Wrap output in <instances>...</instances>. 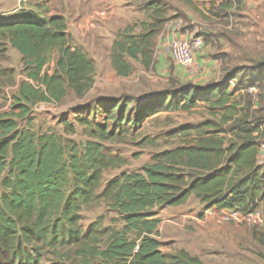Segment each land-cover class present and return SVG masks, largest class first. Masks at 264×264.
Wrapping results in <instances>:
<instances>
[{
    "label": "trees",
    "instance_id": "obj_1",
    "mask_svg": "<svg viewBox=\"0 0 264 264\" xmlns=\"http://www.w3.org/2000/svg\"><path fill=\"white\" fill-rule=\"evenodd\" d=\"M178 1L198 10L194 0ZM232 5L231 0L213 2L209 12H227ZM146 10L150 22L142 23L141 33L133 34L128 27L112 43L110 64L119 76L132 71L126 57L145 67L151 63L153 40L168 15L158 0H147ZM4 44L21 55L24 79L8 108L0 111V264H55L46 257L60 255L58 247L66 240L77 246L83 264L90 258L103 264H203L184 250L160 249L155 238L160 220L152 210L182 205L191 195L206 207L241 213L253 212L264 201V164L256 163L258 143L264 140V106L255 105L257 92L245 90L264 86L262 69L239 76L234 70L220 84L187 85L152 99V110L143 109L141 118L126 122L137 125L157 110L189 109L200 101L219 115L212 113V120L182 128L177 146L153 155L140 171L121 173L97 193L104 171L122 163L119 158L108 156L97 141L81 147L20 125L36 103H60L69 92L83 96L93 85L92 60L71 42L60 16L0 19ZM232 79L237 86L229 88ZM124 110L110 107L116 125ZM97 134L99 140L109 136L103 126ZM99 201L120 220L102 247L88 243L79 227L80 209Z\"/></svg>",
    "mask_w": 264,
    "mask_h": 264
},
{
    "label": "rangeland",
    "instance_id": "obj_2",
    "mask_svg": "<svg viewBox=\"0 0 264 264\" xmlns=\"http://www.w3.org/2000/svg\"><path fill=\"white\" fill-rule=\"evenodd\" d=\"M158 1L167 9L168 19L153 40L151 63L145 67L139 60L126 57L132 71L124 77L111 67L112 43L128 27L133 28V34L143 31L142 23L150 22L147 0H0V19L11 21L20 14H33L36 19L62 17L71 42L92 60L93 85L83 96L69 92L60 103H36L20 125H29L39 135L53 133L81 147L97 141L108 156L119 158L122 163L104 171L97 193L121 173L140 171L153 155L177 146L182 140V128L200 126L212 120L214 113L219 115L218 110H211L200 101L189 109L157 110L137 125L126 122L141 118L143 109L144 113L152 110L155 105L150 107L148 103L156 96L187 85L202 88L208 83L220 84L234 70H238L237 76L264 71V67H257L264 64V3L234 0L232 10L209 12L214 1L200 4L198 10L178 0ZM177 20L182 22L179 26L175 25ZM183 24L187 33L181 34L189 35L186 38L202 39L191 68L176 63L163 50L165 42L173 37L172 30L175 33ZM0 48V111H3L11 103L24 74L21 55L8 44ZM53 65L54 56L47 68L53 70ZM228 84L229 88L237 86L235 79L228 80ZM245 90L257 92L254 100L264 106V86ZM113 105L125 107L124 118L118 125L109 113ZM100 126L109 133L106 139H98ZM93 204L80 209L79 227L88 243L102 247L106 235L120 225V220L102 201ZM256 210L263 220L264 208ZM152 211L160 220L155 238L163 252L184 250L203 264H256V260L264 264V227L255 218H231L224 214L226 209L206 207L194 195L182 205ZM73 245L66 240L58 247L61 254L46 260H54L55 264H83L76 253L77 246ZM89 264L103 263L90 258Z\"/></svg>",
    "mask_w": 264,
    "mask_h": 264
},
{
    "label": "built area",
    "instance_id": "obj_3",
    "mask_svg": "<svg viewBox=\"0 0 264 264\" xmlns=\"http://www.w3.org/2000/svg\"><path fill=\"white\" fill-rule=\"evenodd\" d=\"M201 44L202 39L198 37L188 39L184 36L175 35L172 39L165 42L163 50L170 55L172 60L176 63H179L186 68H191L195 62V51L201 46ZM256 163L257 165L264 164V140L258 143ZM224 214L237 220L255 218L259 220L260 226L264 227V220L260 219L258 210L251 213H241L237 209H231L224 211Z\"/></svg>",
    "mask_w": 264,
    "mask_h": 264
},
{
    "label": "crops",
    "instance_id": "obj_4",
    "mask_svg": "<svg viewBox=\"0 0 264 264\" xmlns=\"http://www.w3.org/2000/svg\"><path fill=\"white\" fill-rule=\"evenodd\" d=\"M211 1H214V3L215 4H219L220 2H222L223 0H194V3L197 5V7L199 8L200 6V4H202V3H205V5H207V4H209V2H211ZM232 2L234 1V0H231ZM198 2H200V3H198ZM264 3V0H258V2H257V4H259V5H261V4H263ZM230 10H232V8L230 9ZM185 11V14H187L188 16H190L191 15V13H189L188 11H186V10H184ZM182 22H181V20H177L176 21V23H175V25L176 26H179L180 24H181ZM186 28V25L185 24H183L182 25V28H179V29H176L177 31L174 33L173 32V30H172V35H170V36H175V35H178V36H189V35H184V34H181L182 32H185V33H187V31L186 30H184ZM198 54V53H197ZM196 54V55H197ZM196 57V59H197V56H195ZM236 94H238V93H236ZM257 103H255V105H256ZM263 129H264V124H263ZM213 208H215V207H213ZM259 208H261V209H263L264 208V204L263 203H261L260 204V206H259ZM263 213H264V211H262ZM264 220V219H263ZM218 253V252H217ZM252 257V256H251ZM256 262V264H263L262 262H258V260H256L255 261ZM247 262H245V264H246ZM225 264V263H224Z\"/></svg>",
    "mask_w": 264,
    "mask_h": 264
}]
</instances>
